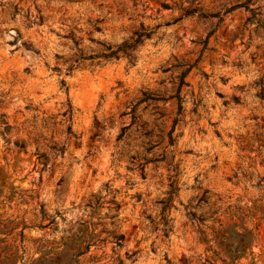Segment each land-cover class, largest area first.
I'll use <instances>...</instances> for the list:
<instances>
[{
	"label": "rangeland",
	"instance_id": "374dc122",
	"mask_svg": "<svg viewBox=\"0 0 264 264\" xmlns=\"http://www.w3.org/2000/svg\"><path fill=\"white\" fill-rule=\"evenodd\" d=\"M245 2L0 0V264H264V0ZM141 23L132 59L74 62L69 35L89 53Z\"/></svg>",
	"mask_w": 264,
	"mask_h": 264
},
{
	"label": "trees",
	"instance_id": "16d2710c",
	"mask_svg": "<svg viewBox=\"0 0 264 264\" xmlns=\"http://www.w3.org/2000/svg\"><path fill=\"white\" fill-rule=\"evenodd\" d=\"M250 1L251 0H246L245 3L236 4L232 8L241 7ZM164 6H166V5H164ZM37 21H38V23H41L43 21V17L41 14L38 15ZM102 21H103V18H96L94 20L93 27L95 28V30L101 29L100 23ZM153 32H154L153 28L146 27L141 23L140 26L138 28H135L134 30H132L131 34L126 39H124L121 43H119L117 45H112L109 43L96 41L100 47H98V49L96 51L92 50L89 53L85 52L83 47L80 45V38H76L73 35H69L71 40H72L73 48H74V53H73L72 57H73L76 65L79 64L81 61L87 60V59L90 60V62L92 63L95 58H102L103 60H112V59H118L120 56H126L129 59H132V51L138 45H140L145 38H149ZM90 40L95 41L93 38H90ZM74 65L75 64L68 65L66 67V72L67 73L70 72L72 70V68L74 67ZM62 84H64V83H62ZM174 97H176V99L178 101V109L175 113L173 123H172L171 128L168 132L170 144H172L174 141V137L172 136V132L174 131L176 123L180 120L179 115H181V113H182V107H181V100L182 99L179 95V92L176 93V95H174ZM158 99H159V97L154 98V100H158ZM67 113H68V117L70 119V116H71L70 105L67 109ZM2 123L5 124L4 122L0 121V124H2ZM8 127H9L8 125H4L3 129L7 130ZM67 131L69 133H71V128H70L69 124L67 125ZM19 147L24 148L23 145H19ZM51 149H53L54 151L61 154V153H63L64 148H63V146L58 147L56 145H53V146H51ZM37 154H38V160L42 161L43 165L45 166L47 161H48L46 154L43 152H37ZM149 160L150 159H145V162L143 163L142 166H144V164L147 163ZM141 170H143V168H141ZM174 192H175V187H173V185L170 184V190L167 191V198H164L160 201L163 204V207H162V210L160 213L161 214V220H162L161 222L163 223V225H167V223H168V219L165 215V209L167 208L170 197ZM204 199H205V197L201 198V200H204ZM189 214H190V216H192V218L195 217L194 212H189ZM197 220L201 221V219H199V218H197ZM51 222H52V220H51ZM92 238L93 237L91 234L87 235V237H84L82 240H80L78 237H73V238H71L72 240L69 243L65 244V249L66 248L67 249L72 248V246L74 244L77 245L78 248H79V246H83L84 250L78 249V251H76L73 254L74 256L80 255L88 249L90 244H93ZM223 239H228V237L223 236ZM122 240H123V234L116 233V232L111 233V240L110 241L114 243V247H119L122 243ZM57 260L58 259H55V261H50V264H60Z\"/></svg>",
	"mask_w": 264,
	"mask_h": 264
}]
</instances>
